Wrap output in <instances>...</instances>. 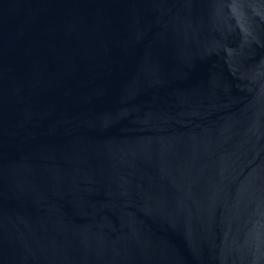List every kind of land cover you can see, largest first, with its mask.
<instances>
[{
	"label": "water",
	"instance_id": "1",
	"mask_svg": "<svg viewBox=\"0 0 264 264\" xmlns=\"http://www.w3.org/2000/svg\"><path fill=\"white\" fill-rule=\"evenodd\" d=\"M0 264H264V0H0Z\"/></svg>",
	"mask_w": 264,
	"mask_h": 264
}]
</instances>
